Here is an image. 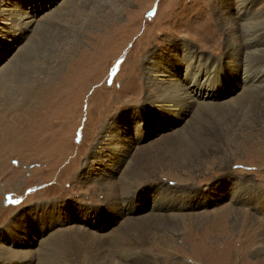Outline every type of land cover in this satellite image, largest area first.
<instances>
[{"label":"rangeland","instance_id":"374dc122","mask_svg":"<svg viewBox=\"0 0 264 264\" xmlns=\"http://www.w3.org/2000/svg\"><path fill=\"white\" fill-rule=\"evenodd\" d=\"M0 264H264V0H0Z\"/></svg>","mask_w":264,"mask_h":264},{"label":"bare ground","instance_id":"6f19581e","mask_svg":"<svg viewBox=\"0 0 264 264\" xmlns=\"http://www.w3.org/2000/svg\"><path fill=\"white\" fill-rule=\"evenodd\" d=\"M23 15H25L24 17H27L28 16V13H25V14H23ZM33 16H32V14H31V16H29V18H32ZM31 21V20H30ZM30 21H28L27 22V25L30 23ZM2 53V52H1ZM18 61V60H17ZM254 61V60H253ZM4 69H6V68H4ZM3 69V70H4ZM254 72V71H253ZM252 74V73H251ZM250 74V75H251ZM201 75V74H200ZM199 75V76H200ZM194 79H195V77H193ZM192 78V79H193ZM207 80V79H206ZM206 80H204V82H203V84H200V88H201V92L203 91L204 92V90L205 89H209V87H210V85L208 84V82L209 81H207L206 82ZM179 82V81H178ZM179 85H180V83H179ZM182 85V84H181ZM178 88H176V94L178 95V96H180L181 94H184V92L183 91H187L186 90V88L184 89L182 86H177ZM180 87V88H179ZM218 87V86H217ZM228 87V86H227Z\"/></svg>","mask_w":264,"mask_h":264}]
</instances>
